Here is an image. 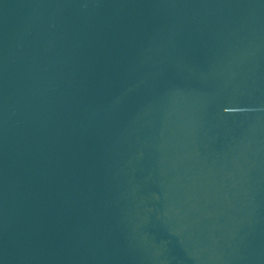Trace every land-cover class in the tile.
I'll return each mask as SVG.
<instances>
[{
	"label": "water",
	"instance_id": "obj_1",
	"mask_svg": "<svg viewBox=\"0 0 264 264\" xmlns=\"http://www.w3.org/2000/svg\"><path fill=\"white\" fill-rule=\"evenodd\" d=\"M0 264H264V0H0Z\"/></svg>",
	"mask_w": 264,
	"mask_h": 264
}]
</instances>
